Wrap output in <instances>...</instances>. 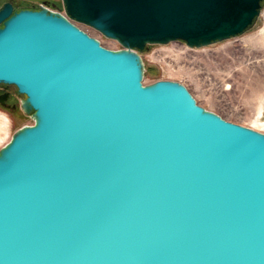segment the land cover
Wrapping results in <instances>:
<instances>
[{"label":"water","instance_id":"1","mask_svg":"<svg viewBox=\"0 0 264 264\" xmlns=\"http://www.w3.org/2000/svg\"><path fill=\"white\" fill-rule=\"evenodd\" d=\"M262 1L0 10V84L33 121L0 149V264H264V133L144 84L142 58L242 35Z\"/></svg>","mask_w":264,"mask_h":264},{"label":"rangeland","instance_id":"2","mask_svg":"<svg viewBox=\"0 0 264 264\" xmlns=\"http://www.w3.org/2000/svg\"><path fill=\"white\" fill-rule=\"evenodd\" d=\"M52 1L63 8L62 0ZM79 25L105 47L122 48L93 28ZM142 58L148 71L144 84L180 82L206 109L264 133V9L259 24L230 40L204 48H188L185 42L150 46ZM2 119L7 123L0 125V149L19 128L33 124L30 117L17 121L0 108Z\"/></svg>","mask_w":264,"mask_h":264},{"label":"flooded vegetation","instance_id":"3","mask_svg":"<svg viewBox=\"0 0 264 264\" xmlns=\"http://www.w3.org/2000/svg\"><path fill=\"white\" fill-rule=\"evenodd\" d=\"M6 4H10L12 6L13 13L21 10H39L42 7L61 13L64 12V9L61 6L55 4L52 0H0V10ZM263 9L264 0L261 2V15L255 22V25L260 23ZM21 97L24 98V96L18 93V90L15 86L0 84V108L8 112L17 121L22 120L25 117L20 108V103L22 100Z\"/></svg>","mask_w":264,"mask_h":264},{"label":"bare ground","instance_id":"4","mask_svg":"<svg viewBox=\"0 0 264 264\" xmlns=\"http://www.w3.org/2000/svg\"><path fill=\"white\" fill-rule=\"evenodd\" d=\"M241 45H242V43H238V48H241ZM6 123H7V122L5 121V119H4V120L2 119V120L0 121V125H1V126H5ZM1 126H0V127H1ZM1 128H2V127H1ZM0 132H1V131H0ZM0 134H1V133H0Z\"/></svg>","mask_w":264,"mask_h":264},{"label":"trees","instance_id":"5","mask_svg":"<svg viewBox=\"0 0 264 264\" xmlns=\"http://www.w3.org/2000/svg\"><path fill=\"white\" fill-rule=\"evenodd\" d=\"M153 70V69H152ZM154 71H157L156 69H154ZM146 74H148V71H146Z\"/></svg>","mask_w":264,"mask_h":264},{"label":"built area","instance_id":"6","mask_svg":"<svg viewBox=\"0 0 264 264\" xmlns=\"http://www.w3.org/2000/svg\"><path fill=\"white\" fill-rule=\"evenodd\" d=\"M186 46H187V44H186ZM188 47V46H187ZM188 48H190V47H188Z\"/></svg>","mask_w":264,"mask_h":264}]
</instances>
